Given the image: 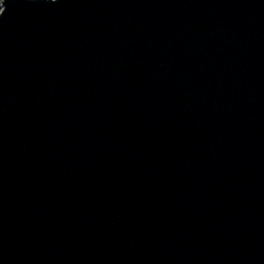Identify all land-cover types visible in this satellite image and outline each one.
<instances>
[{
    "label": "water",
    "instance_id": "1",
    "mask_svg": "<svg viewBox=\"0 0 264 264\" xmlns=\"http://www.w3.org/2000/svg\"><path fill=\"white\" fill-rule=\"evenodd\" d=\"M0 264H264V0H0Z\"/></svg>",
    "mask_w": 264,
    "mask_h": 264
},
{
    "label": "clouds",
    "instance_id": "2",
    "mask_svg": "<svg viewBox=\"0 0 264 264\" xmlns=\"http://www.w3.org/2000/svg\"><path fill=\"white\" fill-rule=\"evenodd\" d=\"M53 2H55V0H53Z\"/></svg>",
    "mask_w": 264,
    "mask_h": 264
}]
</instances>
